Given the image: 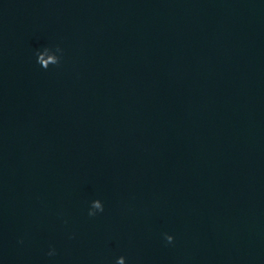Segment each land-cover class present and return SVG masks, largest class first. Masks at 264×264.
<instances>
[{
  "label": "clouds",
  "instance_id": "9594fccd",
  "mask_svg": "<svg viewBox=\"0 0 264 264\" xmlns=\"http://www.w3.org/2000/svg\"><path fill=\"white\" fill-rule=\"evenodd\" d=\"M166 239H167L168 242H172L173 237L172 236H166Z\"/></svg>",
  "mask_w": 264,
  "mask_h": 264
}]
</instances>
